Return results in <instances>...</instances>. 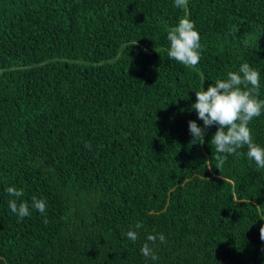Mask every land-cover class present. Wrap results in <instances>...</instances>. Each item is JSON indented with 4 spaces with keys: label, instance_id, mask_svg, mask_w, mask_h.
Segmentation results:
<instances>
[{
    "label": "trees",
    "instance_id": "trees-1",
    "mask_svg": "<svg viewBox=\"0 0 264 264\" xmlns=\"http://www.w3.org/2000/svg\"><path fill=\"white\" fill-rule=\"evenodd\" d=\"M0 264H264V0H0Z\"/></svg>",
    "mask_w": 264,
    "mask_h": 264
}]
</instances>
